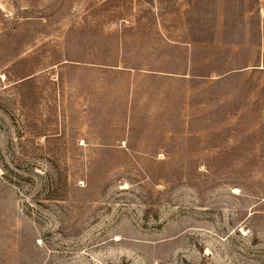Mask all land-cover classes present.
Wrapping results in <instances>:
<instances>
[{
  "label": "rangeland",
  "instance_id": "1",
  "mask_svg": "<svg viewBox=\"0 0 264 264\" xmlns=\"http://www.w3.org/2000/svg\"><path fill=\"white\" fill-rule=\"evenodd\" d=\"M0 264H264V0H0Z\"/></svg>",
  "mask_w": 264,
  "mask_h": 264
}]
</instances>
